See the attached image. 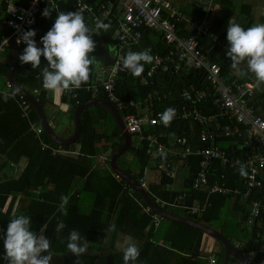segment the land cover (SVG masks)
<instances>
[{"label": "trees", "instance_id": "trees-1", "mask_svg": "<svg viewBox=\"0 0 264 264\" xmlns=\"http://www.w3.org/2000/svg\"><path fill=\"white\" fill-rule=\"evenodd\" d=\"M62 6L60 11H75V0H70ZM51 17H56V12H52ZM203 18L204 16L201 15V18L194 19V21ZM176 24L179 35L187 36L193 33V30L192 32L187 31L185 19H181ZM143 30L144 37L139 45L133 46V51L139 52L153 47L155 52L166 53L168 48L161 34L147 28ZM104 33L106 32L104 31ZM110 33L111 29L109 28L106 33L108 39L105 37L103 40V44L107 47L110 46ZM222 37L226 38L227 33ZM202 42L212 50L214 60L220 62L222 72L226 77L232 81L247 80V76L241 79L235 74L232 76L229 74V66L219 60L218 53L221 49L219 46L205 41V39H202ZM22 52L23 49L20 54ZM90 56L94 57V62L99 59L98 54L97 56L90 54ZM44 59L41 57L43 65L36 69H32L31 64L21 65L18 61L15 80L21 89L30 94H34L35 90L41 91L38 102L46 112V107L53 104V101L48 90L42 86V68L47 64L46 61H43ZM6 61L4 63L3 60H0V157L4 159V163L0 164V264H8L7 259L3 256V234L6 233L8 223L13 215L21 214L31 218L30 229L33 227L32 231L37 234L41 232L42 225L46 228L44 236L51 242L50 255L68 261L70 264H76L77 260V257L68 253L66 247L68 235L72 230L78 231L81 237L89 243V251L78 258L79 264H124L122 250L115 248L121 235L130 236L137 241L140 256L136 264H159L161 261L169 263L170 260H175L180 264H210L209 250L212 249L201 250L203 238L207 236L204 232L167 219H163L162 223L156 227L152 214L147 213L144 209L148 204L142 194L115 174L111 164H96V159L99 156L108 155L107 157L110 158L125 144L124 136L115 116L108 108L101 105H90L81 112L82 130L76 142L80 145L78 154L53 155L51 150H43L42 142H48L53 147L59 145L48 136L46 131L38 135L29 121L22 117L16 99L5 97V93H14L12 87H7L6 76L10 62ZM94 62L90 66L88 82L96 79ZM149 65L145 64L144 70ZM193 74L186 73L185 77L175 78L167 86L158 84L153 88L172 93L171 98L166 101L167 106L179 104L181 97L177 96L181 94L183 88L192 86L203 88L206 85L199 80V74ZM141 77H133L127 70L122 71L116 81V94L127 100L133 98L137 93L139 95L135 96L140 97L141 95L140 99H142L150 88L141 83ZM15 97L19 100L20 95L17 93ZM92 99L109 101L105 93L93 97L86 90L80 91L76 99L62 95L63 103L73 107L71 114L68 113L72 118L74 111L80 105ZM31 108L33 109L30 115L31 121L41 123L36 110L33 106ZM164 109L165 105L156 106L158 111ZM134 111L132 109L131 112ZM204 111L206 113L213 112L211 108H205ZM54 132L56 131L54 130ZM166 133L170 136L188 134L189 138H194L191 143L198 146L199 140L196 135L199 134V127L196 124L175 120L166 127ZM12 134L14 137L11 141ZM73 134L74 130L70 135ZM230 140L229 138L220 140L221 148L228 146L227 153L230 157L243 156V151L232 150L229 147ZM4 144H11V146L4 147ZM63 147L66 151H71L75 148V144ZM129 152L136 157L139 166L137 164V167L129 165L124 167L126 164H119L123 155L118 159V166L142 185L144 171L150 165L145 146L142 145L139 150L131 148ZM23 157H26L29 162L20 175L14 176L5 173V171L12 172L14 167H18L20 164L17 163ZM187 162L189 164H163L165 170L162 172L161 181L150 184L147 189L144 187L149 197L155 203L157 199L173 203L178 201L180 195L185 194L188 204H200L205 209L200 215L188 214L180 207L162 208L160 204L158 207L178 217L208 226L223 234L230 242V238L234 235L230 236L226 233L228 226L231 224L240 228L239 225H245L247 230L241 228L243 237L241 240L234 241V245L241 244L242 247L238 248V251L247 256L251 250L264 241V221L257 219V224L253 227L247 225L250 203L254 199L264 197V172L259 177L263 187L255 195L251 194L245 198L249 173L246 171L247 175L242 177L238 171L240 167L238 164L232 166V164L214 162L213 165L203 169L199 157H191ZM175 167L187 171L181 182L182 188L178 191L169 188L175 183V176L167 175V172H173ZM202 170H204L210 185H217L229 192L208 194L203 190H194V184ZM236 190L239 192L236 193ZM62 196L68 197L67 203L63 205V211L61 210ZM17 200V208L13 212ZM176 208L182 214L175 213L173 210ZM224 213L231 216V223H224L226 220L223 217ZM237 215H239V219L235 220ZM60 223H63L64 227L58 231L57 227ZM219 244L221 251L217 254V264H222L225 248L221 242ZM214 250L216 251V249ZM47 254V252L43 253V255ZM236 262L241 264L238 260Z\"/></svg>", "mask_w": 264, "mask_h": 264}, {"label": "built area", "instance_id": "built-area-1", "mask_svg": "<svg viewBox=\"0 0 264 264\" xmlns=\"http://www.w3.org/2000/svg\"><path fill=\"white\" fill-rule=\"evenodd\" d=\"M69 1L0 0L8 15L6 26L12 32L11 35L3 37L0 51L12 42V38L17 40L27 30H50L55 17H43V10L49 6L53 12L57 13L63 7L62 5ZM212 1H206V13ZM75 11L83 15L87 27L93 34L92 39L96 46L104 33L103 29L96 27L97 22L102 21L113 27L114 63L109 66L101 65L96 71L94 81L82 84L79 89L63 91L62 95L76 99L82 90L91 93L93 97L105 93L108 100L122 114L126 130L132 138L131 146L135 150H139L144 145L146 154L163 155L167 164H171L170 154L172 153L177 154L182 160L199 157L203 169L213 165L214 162L232 164V166L243 164L249 173L245 198L251 194L255 195L263 187L259 177L264 172V117L253 105L259 88L254 78L250 77L242 82L232 81L223 74L220 62L214 60L212 50L206 47L202 39L219 46L225 53L228 41L212 29L207 15L201 20L192 22L191 35L181 36L176 22L184 19V14L169 0H75ZM144 28L160 33L168 50L166 53H161L155 52L152 47L147 49L154 59L142 73L141 83L150 89L145 95V100L126 101L117 96L116 81L121 72L125 71L122 64L125 58L124 53L141 43ZM36 43L38 47H43L40 41ZM19 45L26 46L23 42ZM243 64L246 65V62ZM186 73L199 74V80L206 85L203 88L194 86L183 88L184 90L182 89L181 94L177 96L181 97V102L167 106L166 101L171 98L172 93L162 92L153 87L158 84L167 86L175 78L185 77ZM8 87L11 85L8 84ZM14 93L17 94L16 91ZM40 93L41 91H34L35 96L39 97ZM19 101L24 117H28L33 111L32 104L22 95ZM157 105H165V109L158 111ZM168 108L175 110V118L172 121L184 120L199 127V134L196 135L199 140L197 147L191 143L194 138H189L188 134L170 136L166 133V127L160 122L159 114ZM205 108H211L213 112L206 113ZM132 109L135 111L131 112ZM32 128L38 135L43 132V128H36L35 124H32ZM226 138L231 139L233 150L243 151L244 155L230 158L227 151L219 144L220 140ZM255 141L258 142L257 145L254 144ZM175 146L180 147L181 150H175ZM102 160L110 162L108 157H102ZM159 174L162 176V172ZM167 175L175 176V169L173 172L168 171ZM147 181L145 175L142 179L144 187ZM194 190H203L208 194L229 192L217 185H210L204 170L196 179ZM186 198L185 194L180 195L178 201L173 203L157 199L156 204L157 206L160 204L162 208L180 207L191 215H200L205 210L200 204H188ZM249 208L247 219L249 227L256 225L257 219L264 221V197L254 199ZM144 209L152 214L156 227L165 219L149 205ZM258 236L260 237V233ZM235 247L238 249L242 245L237 243ZM2 250L5 257L4 246ZM209 251L210 264H217L218 253L214 249ZM246 258L249 263L264 264V241L251 250Z\"/></svg>", "mask_w": 264, "mask_h": 264}, {"label": "clouds", "instance_id": "clouds-1", "mask_svg": "<svg viewBox=\"0 0 264 264\" xmlns=\"http://www.w3.org/2000/svg\"><path fill=\"white\" fill-rule=\"evenodd\" d=\"M52 12L53 9L48 6L43 10L42 16L48 18ZM96 27L107 32L110 24L98 21ZM92 35L81 13L57 11L54 24L41 37L40 43L43 47L37 46L34 39L35 30H27L17 38V44L21 42L26 44L18 60L21 65L31 64L32 69H36L40 68L41 57L45 58L47 64L42 68V86L46 90L61 93L79 89L90 79V66L94 62V57L90 54L96 48ZM226 39L228 41L226 56L231 60V67L240 71L239 66L246 62L247 68L245 71H240V74L246 76L251 73L258 88L264 85V24H255L245 29L230 19ZM153 59L147 49L139 52L130 51L122 64L123 68L133 77H140L144 72L145 64L152 63ZM4 95L7 98L8 94ZM174 118L175 110L172 108L159 114V120L165 127L170 126ZM238 171L242 177L247 175L243 164L240 165ZM67 201V196L61 197L62 211ZM30 227L31 218L26 215H13L10 219L7 231L3 234L5 257L8 264H51L50 240L44 235L31 231ZM63 227V223H60L57 230ZM44 229L46 228L42 225L41 232ZM66 247L68 253L77 257L76 264H79L78 258L86 253L87 246L85 239L78 231L72 230L69 233ZM45 252L48 254L43 255ZM122 252L124 264H136L140 256V248L131 238L126 239Z\"/></svg>", "mask_w": 264, "mask_h": 264}, {"label": "crops", "instance_id": "crops-1", "mask_svg": "<svg viewBox=\"0 0 264 264\" xmlns=\"http://www.w3.org/2000/svg\"><path fill=\"white\" fill-rule=\"evenodd\" d=\"M92 1H95V0H92ZM169 1H171L172 4H174V6L179 11H181L184 14V19L186 21V28H187V31H189V32L190 31L192 32L191 24L194 21V19L201 18V15H203V16L207 15V17L209 19V22H210V24L212 26V29L215 32L219 33L221 36H223V35H225L227 33V27H228L230 19L233 22L240 24L245 29H247V28H249V27H251V26H253L255 24H264V0H213L211 2L210 9H209V11L207 13L205 12V7H206V1L207 0H169ZM0 14L3 15V19L0 18V22L4 23L6 25V22H7V19H8V15L5 12L4 5L1 4V3H0ZM110 29H111V33L109 35L110 46L107 47V46H105V44H103V40L106 37V33H107L106 32V33H104L102 35L101 40L97 44L96 51L92 53V54H96V56H97V54L99 55V59L94 62V67H95L96 71L101 67V65H105L101 61V58H100L101 57V53H102L103 50H105V49L109 50L110 56L114 60V58L112 57V52H114L113 51L114 50V44H113V41H112V38L114 36V31H113V27H110ZM35 32H36V36L34 37V39L40 41L41 37L47 33V29L37 30ZM7 35L8 34H7L6 30L0 25V38H1L0 39V45H1L3 37L7 36ZM106 39H108V38L106 37ZM25 47L26 46L19 45L20 51L23 48H25ZM110 47L112 49H110ZM148 48H150V47H148ZM130 51L134 52L133 51V47H132V49H130ZM130 51H126L124 53V55L126 56L127 53L130 52ZM6 55H9V56L6 57ZM11 55L13 57V45H12V42L8 46H5L3 48V50L0 51V60H3L4 63L7 62L6 60H8L10 62L9 63V67H10V64H11V61H12ZM1 56H2V58H1ZM218 57H219V60L221 61V63L226 64V65L229 66V74L231 76L235 74V76H238L241 79L245 78V76H242L240 74V71H245L246 68H247L246 65H244L242 63L239 66L240 71H238L236 69H233L231 67V60L226 56V53L224 51H222L221 49H220V52L218 53ZM43 61H46V60L44 59ZM41 65H43V62H41ZM106 66H109V65H106ZM8 70H9V68H8ZM8 70H7V76H6L7 77V87H8V84H10L9 83V79H8ZM246 76H247L246 77L247 79H249L250 76L252 78L254 77L251 73H248ZM14 91H16V90H14ZM48 92L50 94V97H52L53 105L61 104L64 107V111L65 112L68 111V113L71 114V112L73 110V107H71L69 104L63 103L62 94L61 93H53L50 90H48ZM30 95H32L37 101H39V97L38 96H35V94H30ZM135 95H139V94L135 93L134 97L131 98V99L139 100L141 98V95H140V97H136ZM7 96L10 99H13V98L16 99V104H18V106H19V108L21 110L22 117L26 118L29 121V123L31 124V127H32V124H35L36 128L42 127L43 128V132L46 131L44 129V126H43L42 122L38 123L36 121H31V119H30V115L31 114L28 115V117H24L23 109L20 106V101L17 100L15 95H13L11 93H8ZM117 96L120 97L118 94H117ZM145 98H146L145 96L142 97V99H144V100H145ZM131 99H127L126 101L131 100ZM92 100H94V99H92ZM253 103H254L253 105L255 106V108L258 111V113H260L264 117V85L259 87V90H258V92L256 94V97H255ZM101 106H103V105H101ZM104 107H106V106H104ZM75 111H74V117L73 118L70 115L66 116V119H67L66 126H67V128L62 133V135L59 134V133L57 134L55 132L61 138L69 139V138H71L73 136V135H70V134H72L73 130L75 132V128H76V125H75ZM44 112H45V110H44ZM45 114H46V117H47V119L49 121L50 126L53 128L54 121L51 118H49V116L47 115V111L45 112ZM80 118H81V115H80ZM73 126H75V128H73ZM53 130H54V128H53ZM10 137H11V141H12L13 140L12 138L14 137V135L12 134ZM170 144H171V142H170ZM229 145H230L229 147L232 148L230 142H229ZM7 146H11V144H9V145L4 144V147H7ZM69 146H71V145H69ZM220 146H222V145L220 144ZM227 147L224 146V147H222V149H225L227 151ZM42 148H43V150L44 149L45 150H47V149L51 150L53 155H58V154L74 155V154H78L79 153L80 145L75 143V148L74 149H72L71 151L65 152L66 150L63 147V145H59L58 147H53L48 142H44L43 141L42 142ZM174 148L177 151L181 150V148L178 147V146H175ZM170 155H171V164H189L187 162L189 159L182 160L175 153H172ZM105 156L107 157L108 155L99 156L96 159V164H110L112 157H110V162L109 161L105 162V161L102 160V157H105ZM147 156L149 157L148 164H150V165L145 169L144 176L145 175L147 176V179H148L147 183H148L151 180V176H152V174L154 172L161 173V172H163L165 170V167H164L163 164H167V162L164 161L165 157L163 155L159 156V154H155V156H151V155L147 154ZM228 156H229V154H228ZM230 158H233V157H230ZM28 162H29L28 159L26 157H23L22 159H20L19 163H17V164H20L18 167H16V168L14 167V170H12V172L11 171L10 172L9 171H7V172L5 171V173L8 174V175L18 176V175L21 174V172L25 168L26 164H28ZM3 163H4V159L2 157H0V164H3ZM157 164H158V167H156ZM182 170H186V169L175 167V178H176V181H175V183L172 186H169V188L175 189L174 185L178 184V183L180 184L182 182L181 179L180 180L178 179L180 174H181V172H182ZM160 181H161V177H160L158 182H160ZM17 204H18V200L15 202V206H14L13 212L16 210ZM30 230L32 231L33 227ZM38 235H44V230H43V232H40ZM127 238H131L135 243H137V241L134 240L132 237L127 236V235H121V236H119V238L117 240V243L115 244V248L117 247L116 245L118 244V242H122V241L126 240ZM216 244H217V241H215L211 237L204 236L201 250L202 249L203 250L213 249V248L217 249L216 248ZM86 246H87V251L86 252H88L89 251V249H88L89 243L88 242H86ZM164 263L165 264H180V263H178L175 260H170L169 263L161 261L159 264H164ZM51 264H70V262L52 256Z\"/></svg>", "mask_w": 264, "mask_h": 264}, {"label": "water", "instance_id": "water-1", "mask_svg": "<svg viewBox=\"0 0 264 264\" xmlns=\"http://www.w3.org/2000/svg\"><path fill=\"white\" fill-rule=\"evenodd\" d=\"M0 25L6 30L8 35L12 34L11 30L4 23L0 22ZM12 45H13V57H12V61H11V64H10V67L8 70L9 83L14 90H16L20 95L24 96L33 105L37 114L40 117V120L44 126V129L46 130L48 136L54 142H56L59 145H63V146H69V145L75 144L77 142V140L79 139L80 134H81V130H82V124H81V118H80L81 112L86 107H88L90 105H98L99 104V105L106 106L112 112V114L115 116L116 122L118 123V126H119L120 130L122 131V134H123L124 139H125V144L123 145V147L112 156L110 164H111L113 172L115 174H117L118 176H120L121 178H123L124 180H126L134 188H136L142 194L146 203L149 206H151L156 212L161 214L165 219L173 221V222L181 224V225H184V226H188V227H192V228H195L197 230H200V231L204 232L205 235H207L208 237L213 238L215 241L217 240V241L221 242L225 248V257H224L222 264H230V260L232 257L237 259L241 264H254V263H249L248 259L241 252H239L235 248V246L232 245V243L229 241V239H227L220 232L213 230L208 226H204V225L198 224L196 222H193L187 218L178 217V216L172 214L171 212H167V211L163 210L162 208L158 207L156 205V203L149 197L148 192L146 191L144 186H142L136 179H134L132 176L128 175L126 172H124L118 166V159L122 155H124L127 151L130 150L131 135L125 129V124L122 120V117H121L119 111L109 101L103 100V99H94V100L85 102L82 105H80L75 111L76 128H75V132H74L73 136L69 139H64V138H61L60 136H58L54 132L53 128L50 126L49 121H48L46 114L44 112V109L40 106L39 102L32 95H30L28 92L22 90L17 85V83L15 81V69H16V66H17L18 61H19L18 56L20 55V49H19V45L16 43L15 38H12ZM100 58H101V61L105 65H111L114 63V60L111 58L109 50H107V49L102 51ZM257 143L258 142H255V144H257Z\"/></svg>", "mask_w": 264, "mask_h": 264}, {"label": "rangeland", "instance_id": "rangeland-1", "mask_svg": "<svg viewBox=\"0 0 264 264\" xmlns=\"http://www.w3.org/2000/svg\"><path fill=\"white\" fill-rule=\"evenodd\" d=\"M0 18L3 19V15L2 14H0ZM39 30H42V29H39ZM36 41H38V40H36ZM110 49H112V48L110 47ZM7 56H9V55H6V57ZM1 58H2V56H1ZM46 111H47V115L49 116V118H51L54 121V123H53L54 130L56 131L57 134L59 133V134L62 135V133L67 128V126H66V122H67L66 116H69L68 111L65 112L64 111V107L61 104H59V105L50 104V105H48L46 107ZM119 164H126L124 167H126L128 165L132 166V167H137V164L139 166V163H138L136 157L129 151H127L126 154H124L120 158ZM186 174H187V171L186 170H182V172H181V174H180L178 179L179 180L181 179L183 181L185 176H186ZM160 177H161V175L159 173L154 172L152 174V176H151V180L146 185V189L148 188V186L150 184L159 183L158 181H159ZM181 184L182 183L175 184L174 188L178 191L179 189L182 188ZM173 211L175 213L182 214V212L179 211L177 208H176V210H173ZM223 217L226 218L224 223H231L232 218H231V216L229 214L224 213ZM238 219H239V215H237L235 217V220H238ZM239 226H240V228H238V226H233V225L230 224L228 226L227 231H226V233L229 234L230 236L234 235V237L230 238L232 245L234 244V241L241 240V238L243 237V233L241 232L242 231L241 228L243 230H245V229L247 230V227L245 225H239ZM125 241L126 240H124L122 242H118V244L116 245L117 246L116 249L117 250H122V247L124 246ZM220 247H221V245L219 244V242H217V244H216V248H217L216 252L217 253H220V251H221ZM236 260L237 259L232 257L231 260H230V264H237Z\"/></svg>", "mask_w": 264, "mask_h": 264}, {"label": "flooded vegetation", "instance_id": "flooded-vegetation-1", "mask_svg": "<svg viewBox=\"0 0 264 264\" xmlns=\"http://www.w3.org/2000/svg\"><path fill=\"white\" fill-rule=\"evenodd\" d=\"M217 241V240H216ZM218 242V241H217ZM221 248V247H220Z\"/></svg>", "mask_w": 264, "mask_h": 264}]
</instances>
